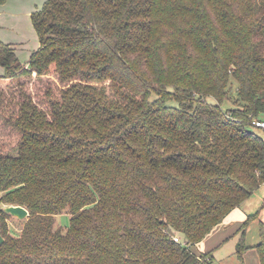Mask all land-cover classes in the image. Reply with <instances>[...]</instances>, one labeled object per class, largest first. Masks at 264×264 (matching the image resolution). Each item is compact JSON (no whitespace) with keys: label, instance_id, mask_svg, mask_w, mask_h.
Masks as SVG:
<instances>
[{"label":"trees","instance_id":"16d2710c","mask_svg":"<svg viewBox=\"0 0 264 264\" xmlns=\"http://www.w3.org/2000/svg\"><path fill=\"white\" fill-rule=\"evenodd\" d=\"M31 18L26 63L0 39V264H214L191 247L264 183V0H47ZM9 205L29 211L19 235ZM260 211L237 253L264 264V221L245 243Z\"/></svg>","mask_w":264,"mask_h":264},{"label":"rangeland","instance_id":"374dc122","mask_svg":"<svg viewBox=\"0 0 264 264\" xmlns=\"http://www.w3.org/2000/svg\"><path fill=\"white\" fill-rule=\"evenodd\" d=\"M24 8L20 15L9 17L0 22V39L12 44L17 56L22 63H26L31 55L39 49L40 41L34 28L31 14L41 8L47 0H23ZM4 74V68L0 66V75ZM211 101H213L211 99ZM214 102V101H213ZM229 102L224 107L230 106ZM259 133L261 131L257 129ZM5 207V206H4ZM238 209L239 215H235L223 221L222 226L214 230L204 240L191 247L197 255L211 252L214 264H259L257 254L250 250L244 256V261L239 258L237 245L241 239L239 232L243 221L248 215L260 211L259 219L252 222L245 235V243L248 246H255L260 241L259 221H264V183L254 192L250 199L245 201ZM237 214V213H236ZM27 218L19 219L14 217L9 219V226L13 234L19 235L24 227ZM56 225L67 229L70 226V215L67 212L56 217Z\"/></svg>","mask_w":264,"mask_h":264},{"label":"crops","instance_id":"0c3cea01","mask_svg":"<svg viewBox=\"0 0 264 264\" xmlns=\"http://www.w3.org/2000/svg\"><path fill=\"white\" fill-rule=\"evenodd\" d=\"M25 2L23 0H7L6 3L0 5V22L8 19L9 17H15V15H20L24 8ZM34 12V11H33ZM33 12H29L32 14ZM1 38V37H0ZM250 199V198H249ZM237 213V214H236ZM239 215L238 209H235L226 219L232 216ZM224 221V222H225ZM222 224L218 225L214 231H217Z\"/></svg>","mask_w":264,"mask_h":264},{"label":"water","instance_id":"95a60500","mask_svg":"<svg viewBox=\"0 0 264 264\" xmlns=\"http://www.w3.org/2000/svg\"><path fill=\"white\" fill-rule=\"evenodd\" d=\"M6 212L19 219H25L29 216V211L21 205H9L5 207ZM3 237L0 235V242H3Z\"/></svg>","mask_w":264,"mask_h":264},{"label":"built area","instance_id":"2783aa9c","mask_svg":"<svg viewBox=\"0 0 264 264\" xmlns=\"http://www.w3.org/2000/svg\"><path fill=\"white\" fill-rule=\"evenodd\" d=\"M253 124L258 127V128H261V129H264V120H254L253 121ZM177 242L180 241V238L179 237H175L174 238Z\"/></svg>","mask_w":264,"mask_h":264}]
</instances>
